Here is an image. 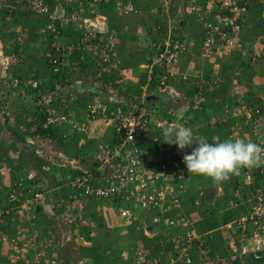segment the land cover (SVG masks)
<instances>
[{
	"label": "built area",
	"instance_id": "1",
	"mask_svg": "<svg viewBox=\"0 0 264 264\" xmlns=\"http://www.w3.org/2000/svg\"><path fill=\"white\" fill-rule=\"evenodd\" d=\"M53 1L51 5L49 0H0V8L8 12L26 8L34 17L45 19L36 37L43 44L39 55L49 61L52 71L66 72L63 82L47 88L43 78L35 76L38 64H32L29 72L19 71L23 53L21 49L9 51L7 47L15 39L24 43V33L25 36L17 34L8 45L0 38V91L4 88L32 94L35 104L40 106L41 121L30 128L57 124L70 133H79L81 143L92 141V150L71 157L59 150L46 134L28 136L36 143L35 153L48 164L41 165L40 174L23 168L7 184L8 205L0 206V264H57V257L49 249L51 239L38 234L37 218L42 211L39 206L42 201L47 202L58 227H68L58 244L63 246L71 239L79 244L84 242L76 228L82 209L91 200H115L111 205L117 215L133 222L147 236L155 235L161 225L178 228L175 234L164 237L172 243V249L159 248L160 256L165 254L161 264H264V164L235 174L241 175L239 186L252 183L256 174L259 177L260 183L251 189L246 200L250 203L246 211L213 229L198 230L195 221L199 217L193 218L185 211L182 198L188 178L196 175L188 173L183 160L191 148L180 150L163 140V130L175 124L190 126L197 136L206 138L200 131L201 124L192 123L185 116L186 110L197 109L205 101L203 92L197 90L189 96L185 88L177 85L198 86L204 79L199 71L180 66L182 55H193L194 46L200 50L202 59H210L217 53L248 54V69L257 73L264 50H247L242 25L249 6L255 2L260 3L259 14L264 19V0L184 2L185 8L201 23L199 43L182 37L169 22L155 26L149 38L150 51L143 55L144 61L135 71L122 65L116 51L123 31L112 26L108 13L100 6L107 9L111 5L120 15H139L145 0H137L139 4L135 0ZM160 6L167 11V0H161ZM157 11L152 7L149 15ZM65 26L73 28L70 35L61 32L60 28ZM15 31L19 32L16 26ZM82 63L89 67L81 69ZM231 76H234L228 93L231 99L224 100L222 105L225 117L233 119L228 138L245 137L264 146V102L255 97L242 99L237 74ZM132 80L135 84L130 86ZM150 94L165 95L167 105L160 104L154 110L146 100ZM180 110L184 111V119L177 121L176 113ZM0 111L10 117L8 103ZM31 118L34 117L29 115L28 120ZM18 128L23 133L27 130L23 123ZM97 130L108 131L110 138L98 139ZM51 166L61 169L62 173L57 174L61 183L48 187V178L44 176ZM7 172L9 166L0 160V177L6 180ZM41 180H46L45 185ZM61 187L68 191L53 192ZM222 189L217 191L219 196L225 193ZM236 205L230 199L226 209ZM141 211L149 213L151 229L139 215ZM1 214L7 215L16 226L8 228ZM216 231L229 234L231 239L225 253L214 250L211 255L217 242ZM4 249L9 254L1 256ZM138 254L142 262L145 249H139ZM76 264L83 261L77 259Z\"/></svg>",
	"mask_w": 264,
	"mask_h": 264
},
{
	"label": "trees",
	"instance_id": "2",
	"mask_svg": "<svg viewBox=\"0 0 264 264\" xmlns=\"http://www.w3.org/2000/svg\"><path fill=\"white\" fill-rule=\"evenodd\" d=\"M198 2L203 3V0H198ZM49 3L53 5L54 1L49 0ZM139 3L137 0H135V4H139ZM100 9L108 13L112 26L120 27V25L123 22L122 15L117 13L111 5L108 6L107 9H106V6H100ZM259 17H260V14H259ZM151 19H152V22L155 23L151 27L156 26V24H159V21H160L159 17H152ZM261 19L263 20V18ZM43 24H45V19L34 17L33 12L30 9H26V8H24L23 10L13 9L11 12H8V9L4 7L0 8V38L4 42V44L8 45L14 39L13 35L15 32V26L18 28L21 27V30L24 29L26 32L24 43L21 44L18 40L15 39L13 40L10 46L8 47L6 46L9 51L10 50L15 51V50L21 49L24 60L22 64L23 67L21 66L19 71L21 70V72L25 73L28 70V68L32 66V64H38V66L36 65V68H35V76L40 79L43 78V84L47 86V88L52 89L54 85L56 84V82L60 84L63 82L66 72L52 71L49 61L43 60V58L40 55H37L36 53L31 54L32 50L28 52L31 49V46H30L31 43L36 41V37L38 33L37 31H40L41 29L39 27H42ZM60 29L62 33L67 31L69 35H70L71 30H73L71 26H65L64 28H60ZM134 37L135 35L133 34H127V35L125 34V35L120 36V43L117 45L116 53L121 58L123 66H125V63L127 61H129V63L133 61L131 58V55L129 56V52L126 49L129 48V44L131 43ZM125 42H127L128 44L127 48L124 46ZM195 43H198V42L195 41ZM193 48H194L193 49L194 51L192 52L193 55L192 54L187 55L188 57L187 59H189L191 62H193L197 66H198L197 63L200 62L203 64V62H207L209 60L205 58L202 59L199 56L200 50L198 51L195 48V46ZM124 51H126L128 59H126L124 55ZM32 53H34V50L32 51ZM235 54L238 59V62L240 61L239 64L243 66L247 65L246 71L249 72L248 80L251 81L249 77H250V72L253 73V71L251 69H248V62H246L243 59L245 58V55L242 56L239 54V52H236ZM215 55L222 56L223 54L217 53ZM259 63H261V60ZM84 67H89V66L85 65V63H82L81 69H83ZM224 69H225V64H221V66L219 65L218 72H217L218 77H217V76H214L213 72H210V70L203 71V68L201 67V70H197V71L201 73L204 79L201 82L199 81L198 86L196 85L188 86L186 84L184 85L177 84L178 86L185 88V91L189 96H193L197 90H200V92H203L205 96V101H203L201 105L199 106V108L197 109L190 107L188 110H186L185 116L192 123H200L201 124L200 131L204 134V136L208 140H211V141L213 137H219L220 140L228 139V134L231 132L230 127L233 123V119L232 118L227 119L222 112V109H223L222 105H223L224 100L231 99L228 95H226V92L228 89L227 82L228 83L229 81L232 82V79L235 76V75L231 76L230 75L231 72H233V74L236 73L237 78L240 77L244 72L240 66L234 69H231L230 73ZM193 70L195 69L193 68ZM14 73H16V71H14ZM18 75L21 76V74H18ZM132 85L133 83L131 82L130 86ZM247 86H248L249 92L250 90L252 91L253 86H251L250 84ZM3 89L4 88H1V91H0V94H1L0 95V110L5 102L8 103L10 117L5 112L2 113L0 111V160H4L6 164L9 166V172H7V176H6L8 177L6 178L8 183L9 181L15 180L23 168L36 170L37 173L40 174L42 173L41 165L48 164V162L44 158L38 156L35 153L33 142L31 141V138L29 137H34L40 134H43V135L46 134L48 137H50V139L53 141V143L59 150L64 151L68 156H71V157H76L77 155L84 154L83 150H84L85 144L87 143L89 144V142L92 144V141L90 140H86L84 143H81V135L79 133L77 132L70 133L67 131V129L57 124L49 125L48 128H42L40 125H38L35 129L30 128L32 124L35 123L37 125V123L41 121V117L38 111L40 106L35 104L32 94L21 93V92L15 93V92H11L10 90L4 91ZM13 93L14 95H16L15 98L6 97L9 95H12ZM16 98L17 99L19 98L20 102L17 104L16 106L17 108H15L14 110L11 104H13ZM251 98L253 97H250L249 99H246V100L248 101ZM166 100L167 99L164 96L162 99L163 103H165ZM263 112H264V109H263ZM208 114L213 115L216 120L224 119V121H226L225 124L216 122L214 124V127H211L210 125L211 123L209 122V119H208ZM29 115H32L34 118H31L30 120H28ZM22 123L27 126V130L24 133L21 132L20 129L18 128V125ZM9 150L15 153L18 156V158L17 159L12 158L11 154L10 153L8 154ZM91 168L94 169L93 164ZM245 169H247V167L241 168L240 171H243ZM61 173L62 171L60 168H56L54 166L50 167L49 171L46 172L44 176L46 180L48 178L47 180L49 181L48 187L49 186L52 187V182L54 183L53 185H58L61 183V181H58L57 179V174H61ZM196 175L197 177L203 176L200 178V180H203V181L205 180L204 175H198V174ZM240 179H241V175L236 176L234 174L233 177L229 176V179H226L227 183L229 184V187L228 186L226 187L225 193L223 196L217 195L216 197L215 187H210L209 189L207 188L202 189L200 187H198L199 189L197 188L194 189V187L193 188L189 187L183 190L184 192H183L182 198H183V203L185 205V211L186 210L188 211L189 209L188 211L189 213L197 212L199 215L198 216L199 218H197V220L195 221V226L198 230L213 229L219 226L221 223H224L232 219L236 215L246 211L245 205H246V200L248 198V195L251 192V189H254V187L258 185L260 182H259V177L257 174L255 175V179L253 180V182L248 185L243 184V186L242 185L239 186ZM3 180L4 179L0 177V206L2 205L7 206L8 203L6 202L5 194L7 193L8 186L4 185L5 183H3ZM46 180H41L43 185H45ZM230 187L233 192L228 191ZM61 188H64V187H61ZM235 190L239 191V196L238 194L237 195L234 194ZM214 199L215 201L213 202L212 200ZM223 199L224 200L233 199L234 201L237 202V205L233 207L232 209H225V211L220 212L222 207H224L223 206L224 204L222 202ZM114 201L115 200H100V201L91 200V202L88 201L85 204L84 208L89 210L93 206V209H94L95 203L111 205V203ZM38 209H42V207L39 206ZM90 213L92 214L93 212H90ZM1 218H3L5 223L7 222L8 228L10 229H12L13 225H15L14 223H12V221H10L7 215L1 214ZM120 219L124 220L122 218ZM0 226H2L1 220H0ZM83 229L85 231L83 233L84 235L82 233L79 235L84 236L83 238H85L86 240L92 241L93 236H89L88 228L85 227V225H83ZM141 230L142 229H140V231ZM97 231H98L97 235L99 234L100 236L103 235L100 232V230L97 229ZM155 231H156L155 234L157 236V239L155 237L154 238L155 240L153 239L149 242L145 240L146 242L143 241V243L144 244L146 243V247L148 249V255H149V256L147 255L148 261L154 260V262L152 261L151 263L161 264L165 260V257H164L165 254L160 256L159 248L163 247L162 249H165V250L172 249V243L169 240H166V239L164 240L165 235L168 233L175 234L176 231H179V229L175 227L165 228V226L161 225ZM216 232L220 234L219 231H216ZM43 234L49 235L47 231H45ZM103 236L104 238L109 237L111 236V232L104 231ZM91 245L88 247L81 246L80 247L81 252H82V248H86L88 252L91 253L92 264H102L101 258H100L101 253L98 251V249H96L99 246H95V245L91 246ZM59 247H62V246L60 245ZM104 247L106 248L108 247L106 243L104 244ZM219 249L217 250L216 248L212 247L210 251L211 255L214 252V250H216L219 254L225 253L224 249H220V250ZM177 264H182V263L177 262Z\"/></svg>",
	"mask_w": 264,
	"mask_h": 264
},
{
	"label": "crops",
	"instance_id": "3",
	"mask_svg": "<svg viewBox=\"0 0 264 264\" xmlns=\"http://www.w3.org/2000/svg\"><path fill=\"white\" fill-rule=\"evenodd\" d=\"M188 2H191L192 0H186ZM182 0H167V6L166 9L168 12H160L159 17L161 20H170L172 22L173 27H180V30H183V35L186 36V38H191L194 39L196 38V33L195 31L193 32L191 29V26L196 25L194 22V18L190 14H186V11L184 8L181 7ZM146 11L143 9V12L139 15H122V24L120 25L123 35L127 34H133L135 37L129 44V48L127 42L124 43V46L127 48L126 50L129 52V56L131 55L132 62L129 63L127 61L125 63V66L129 67L132 70H136L139 68V65L143 63L144 58L143 55L146 54V48H149V38H152L151 34V25L149 24L150 18L146 16ZM259 12H260V3L255 2L253 3L249 9L247 14L244 16V21L242 25V39L243 43L245 44L247 50L249 52L251 51H256V50H264V19L262 20L259 17ZM189 29H191L189 31ZM120 43V42H119ZM31 49L34 47V42L31 43ZM31 49L28 51L30 52ZM236 52H232L230 54H223L222 56L215 55L212 58H210L207 62L202 63H197L195 65L193 62H191L189 59H187V54L182 56V60L180 63L181 67H186L189 66L191 69L195 70H201V67L203 68V71H208L213 72L214 76L218 77V68L219 65L225 64V69L227 72L230 73L231 69H234L238 66L242 68L244 71L243 74L237 78L238 80V85H240L241 82V87H242V99L246 100L249 99L250 97H255V98H261L264 102V58L261 59V63L258 67V73H251L250 72V77L251 81L248 80L249 72H247L246 68L247 65L243 66L239 64L238 59L236 57ZM124 55L126 59H128V56L126 54V51H124ZM248 54L245 55V58H243L246 62L247 61ZM193 61V60H192ZM230 75H233V72H231ZM233 80V79H232ZM234 82H227L228 89L226 92V95H228L231 85ZM253 86L252 91L248 89L247 85ZM252 93V94H251ZM162 97V96H161ZM163 98V97H162ZM167 104V102H165ZM210 111V110H209ZM208 119L209 122L211 123V127H214V124L216 122L218 123H223L225 124L226 121L224 119H219L216 120L213 115L208 114ZM95 135L98 136V139L102 140H107L110 138V133L106 130L104 131H99L95 132ZM244 137V136H243ZM219 138V137H217ZM245 138V137H244ZM30 140V139H29ZM11 154L12 158L17 159L18 156L13 153L12 151H8V154ZM231 177L234 176V174H230ZM51 179V178H50ZM206 180L205 177V184L207 186V189L210 187H215L216 189V197L218 195L220 188L223 187V191L225 192L226 187H229V184L227 183L226 179H221L219 181V184L216 183L217 180H212L211 177L207 178ZM229 179V178H228ZM196 180V179H195ZM7 181V180H6ZM3 180V183L6 182ZM51 181V180H50ZM190 182H188L189 184ZM52 182V186H53ZM204 184V185H205ZM228 184V185H227ZM4 185L7 186L5 183ZM188 186V185H187ZM195 188L199 189L198 186H194ZM203 188V187H202ZM68 191L66 188H61L55 189L53 192L55 194H59V192L66 193ZM231 192V187L228 190ZM250 195V193H249ZM248 195V196H249ZM239 196V194H238ZM230 200V199H229ZM229 200H222L223 206L222 209H226V205ZM233 200V199H232ZM48 201V200H46ZM91 202V201H89ZM249 202L246 201V209L249 206ZM42 206H43V212H40L38 214V222L40 224V233H44L47 231L49 235L47 236L48 238L52 241H54L55 247L49 246L51 248L52 252H54V255L57 257L56 259L58 260L57 264H72V258H78L81 259L84 264H92L91 260V253L88 252L86 248H82V252L80 247L81 246H90L92 245L99 246L98 251L101 253V262L102 264H152L151 262L154 260H149L147 259L148 255V249L146 247V243L144 244L143 241H151L155 237L157 239L156 234L153 236H147L142 230L137 229L136 226L128 222L126 220H120L119 225H114L115 221H113L106 213L107 207H109V204H96L91 207V209L87 210L85 208L82 209L80 216V221H79V226H77L76 231H78V234H83L85 231L83 229L82 224L85 225V227L88 228L89 230V236H93V240H86L84 238V242L82 243H75L74 240H70L68 244L59 247L58 243H62V240L60 239L64 232L67 230L68 227H62L65 225H61L59 228L57 225V222L54 220V216L50 211H46L44 205V202L42 201ZM220 210L222 212L223 210ZM90 212H93L92 214ZM117 214V212H116ZM139 215L143 220L146 222V226L148 229H151V226L148 224V215L149 213L146 211H141L139 212ZM193 217V216H191ZM194 218V217H193ZM16 225V224H15ZM14 227V225H13ZM62 228V229H61ZM97 229L100 230V232L104 235V231H109L111 232V236L106 237L104 241L102 242V239L104 236L97 235ZM84 235V234H83ZM220 235V236H218ZM217 235L216 243H214V248L217 250L220 249H225L227 246H229V240L231 239L229 234L227 233H221ZM132 236V237H130ZM84 237V236H83ZM60 239V240H59ZM155 240V239H154ZM145 241V242H146ZM108 246L107 248L104 247V244ZM76 244V246H75ZM91 245V246H92ZM145 249L147 250L146 254L143 255V261H141V256H139V249ZM219 249V250H220ZM9 254V250L4 249L1 251V256H6ZM149 256V255H148Z\"/></svg>",
	"mask_w": 264,
	"mask_h": 264
},
{
	"label": "clouds",
	"instance_id": "4",
	"mask_svg": "<svg viewBox=\"0 0 264 264\" xmlns=\"http://www.w3.org/2000/svg\"><path fill=\"white\" fill-rule=\"evenodd\" d=\"M155 1L156 3H153L152 0H145V3L142 4V12H143V9L147 10L146 16L150 18L149 24L151 26L155 24L154 22H152L151 18L159 17L158 16L159 13L164 11L160 6L161 0H155ZM194 1L198 2L197 0H194ZM184 2H188V1L182 0L181 7L184 8V10L186 11V14L192 15V17L194 18V22L196 25L191 26V27H194L196 38L194 39L186 38V36L183 35V30L179 29L180 27H176V28L174 27V29H176L177 32L180 33L182 37L197 41L199 43L200 41L199 31L201 29V23L198 21V19L194 16L193 13H190L189 10L185 8ZM152 7H156L158 11L155 14L151 13V15H149V10ZM164 12H168V11H164ZM159 19H160L159 24H156V26L158 25L160 27L165 26L168 22L170 23V25H172V22L170 20L169 21L161 20L160 17ZM153 27H151V29ZM19 31H21V27L19 28ZM22 31H23V34L25 33L26 35L25 30L23 29ZM16 35H17V32L15 31L14 37H16ZM24 40H25V37H24ZM32 48H35V49L37 48V52L34 49H31V50L32 51L34 50V54L38 53L37 55H39L40 50L43 49V44L37 41L36 39V41L34 42V47ZM149 51L150 49L146 48V53ZM157 95H159V99L156 100V103L159 107L160 104H165L162 101L163 99L162 97H164L165 95H160V94H157ZM7 97L10 98V97H13V95L12 96L9 95ZM147 103L151 106L148 100H147ZM158 107H156V109ZM152 108L155 110L154 107ZM176 119L177 121L184 119L183 110H180L176 113ZM163 137H164L163 139L164 141L170 144H175L180 150L191 148V151L189 153H186L183 156V160L186 165L188 173L191 172L193 174L208 176L215 180H221V179H228L230 174H238L241 168L258 167L261 164H264V146H261L260 144L250 139H247V138H235V139L228 138V139L220 140L217 137H213L212 141L210 140L211 142H209L207 138L197 136L192 127L186 126L183 124H175L173 126L166 127L163 130ZM45 203L47 202H44V205H46L45 210L50 211L48 203L47 204ZM41 207H42L41 212H43V206ZM37 221H39L38 218H37ZM38 227H40V224ZM39 231L40 229H38V234L41 237L48 238L47 234L40 233ZM63 237L64 235L60 239L62 240ZM53 244H54V241L51 240V247ZM58 244H61V243H58ZM77 259L78 258H75V257L72 258V264H76Z\"/></svg>",
	"mask_w": 264,
	"mask_h": 264
},
{
	"label": "rangeland",
	"instance_id": "5",
	"mask_svg": "<svg viewBox=\"0 0 264 264\" xmlns=\"http://www.w3.org/2000/svg\"><path fill=\"white\" fill-rule=\"evenodd\" d=\"M152 2L153 3H156V1L155 0H152ZM191 29H192V31L194 30V27H191ZM191 29H189V31L191 30ZM195 31V30H194ZM193 31V32H194ZM17 34H19V35H24L23 34V31L21 30V31H19V32H17ZM25 36V35H24ZM13 37H14V35H13ZM32 49H34L36 52H37V48L35 49V48H32ZM40 52H41V50H40ZM31 54H34V53H32L31 52ZM38 54V53H37ZM133 84H135V81H131ZM13 95V98H15L16 97V95H14V93L12 94ZM12 95H10V96H12ZM17 99V98H16ZM14 100V102H13V104H11V106H12V108L15 110V108H17L16 106H17V104L20 102L19 100V98L17 99V100ZM15 106V107H14ZM35 142L33 143V146L35 147ZM90 151V150H92V147H91V143L89 142V144L87 143V144H85V146H84V150L83 151ZM57 171V170H56ZM201 177H203V176H198L197 177V175H195V176H193V177H189L188 178V182H190L189 184H188V186L186 187V188H193L194 186H198V187H200V188H202V189H204V186H207L206 184H205V182L203 181V180H200V178ZM206 177V180H208L207 178H208V176H204V178ZM5 178H8V177H5ZM196 179V180H195ZM214 179L212 178V180L211 181H213ZM6 184H8L9 185V183L6 181L5 182ZM205 184V185H204ZM202 185H204V186H202ZM206 188V187H205ZM194 189H195V187H194ZM106 209V213H107V215L113 220V221H115L114 223V225H119V224H121L120 223V221H119V219H120V217L116 214V210H115V207L114 206H112V205H109V207H107V208H105ZM187 209V208H186ZM223 210V209H222ZM188 211H189V209H188ZM187 210H186V212L187 213H189ZM223 211H225V209L223 210ZM144 212V211H143ZM191 216H193L194 218H197L199 215H198V213L197 212H192V213H189ZM121 220V219H120ZM123 221V220H122ZM103 235H101V237H102ZM130 237H132V236H130ZM104 239L105 238H103L102 239V242L104 241Z\"/></svg>",
	"mask_w": 264,
	"mask_h": 264
},
{
	"label": "water",
	"instance_id": "6",
	"mask_svg": "<svg viewBox=\"0 0 264 264\" xmlns=\"http://www.w3.org/2000/svg\"><path fill=\"white\" fill-rule=\"evenodd\" d=\"M146 99L150 102L151 106L154 107L156 109V107H158L156 100L159 99V95L157 94H150L146 97ZM220 180H217L216 183L219 184ZM47 204V203H45Z\"/></svg>",
	"mask_w": 264,
	"mask_h": 264
}]
</instances>
